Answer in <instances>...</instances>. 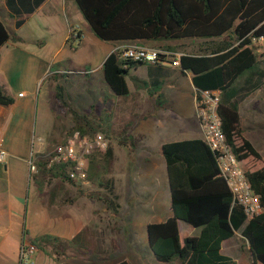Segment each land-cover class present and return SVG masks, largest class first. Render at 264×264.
I'll use <instances>...</instances> for the list:
<instances>
[{"label":"trees","instance_id":"1","mask_svg":"<svg viewBox=\"0 0 264 264\" xmlns=\"http://www.w3.org/2000/svg\"><path fill=\"white\" fill-rule=\"evenodd\" d=\"M45 1L5 0L17 29L25 23L23 16L33 14ZM74 2L92 32L104 42L187 39L212 42L196 55L181 56L180 66L183 71L194 74L193 84L197 89L221 91L218 114L226 142L243 163L263 211L247 222L244 208L234 203L233 194L221 176L218 154L203 139L166 142L161 146V153L166 163L172 215L163 222L147 225L148 245L154 258L160 263L237 264L234 259L222 254V244L241 231L248 247L247 251H243L244 256H248L245 264H264V160L244 135L237 104L229 103L238 95L236 85L242 77L248 75L246 81L253 90L259 88L254 80L264 79V69L259 66L260 55L253 48L256 39H264V0ZM10 39L8 27L0 19V48ZM144 64L146 63L131 62L125 67L120 61V52L114 50L103 64L104 81L115 96L128 97L131 94L128 84L130 70ZM153 65H160V61ZM150 86L156 92L160 89L161 82ZM57 88L58 100L73 118L74 126L68 134L80 131L82 135L92 136L102 132L109 139V148L105 153L97 152L90 157L88 179L91 184H97L106 190L105 196L98 198L104 202L109 212L118 215V196L114 182L104 177L101 170L105 169L107 173L114 161L113 140L130 138L131 122L120 123L118 129L109 124L103 129L101 125L90 121L89 114L78 112L63 99V86L58 85ZM160 98L162 94L159 95V102ZM14 103L15 99L0 87V105L12 106ZM40 160H43V155L39 156L37 166L45 175L69 180L62 167L48 169ZM250 160L260 163L259 167L246 169ZM180 222L199 230V235L192 237L181 233ZM82 235L83 231L68 242L43 236L38 242L52 243L51 246L57 250L65 244H83ZM113 243L117 249V241L114 240ZM32 244L37 247L35 242ZM119 264L129 262L125 260Z\"/></svg>","mask_w":264,"mask_h":264},{"label":"crops","instance_id":"2","mask_svg":"<svg viewBox=\"0 0 264 264\" xmlns=\"http://www.w3.org/2000/svg\"><path fill=\"white\" fill-rule=\"evenodd\" d=\"M23 18L25 19L24 25L17 29L15 19L10 17L5 0H0V19L6 23L7 27V21H10L12 25L10 28L8 27L11 39L0 48V87L6 94L15 99V103L12 106L0 105V153L5 154V161H0V264H22L21 248L24 241L29 243L35 242L37 244L38 249L35 254V264H60L67 262V255L77 251L83 256H90L92 253L96 255V252L100 256V262L119 264L125 260L113 261L112 258L118 253L122 254L123 250L121 246L118 245L116 249L115 245L111 244L108 247V241H104L101 236L92 237L90 243L86 241L83 244H65L62 249L58 248L57 250L51 246L52 243L38 242L43 236H52L68 242L73 240L92 221L94 223L97 222L96 227L101 226L99 220L95 217V209L92 208V210L90 208L91 203H84L86 205V210L84 209L87 212L86 214L74 215V210L71 206H64L61 197L53 198L51 197L52 193L49 191L48 193H44V185L48 186V182L42 180V178L50 175H45L42 170L38 169L37 174L32 178L30 162L51 151L54 148V146H50L51 141L54 143L63 138V128L60 129L58 126L60 125L59 118L67 119L69 117V121L73 119L67 110L61 111L57 109V113L52 114V106L49 105L52 96L50 97L49 93L43 95V103H40L41 89L50 78L55 77L56 80L58 79V85L65 87V91L67 90L64 100L75 110L85 114V109L88 110L91 106L89 94L91 95L95 90L94 86L90 85V83H85L84 79H93L98 74L96 78L108 86L104 81L102 69L105 60L117 47L126 43H133L145 47L162 49L170 53L171 56L163 57L160 65L151 66L144 64L143 66L132 68L129 73L130 77L128 76V84L131 91L129 96L132 98L136 95L144 97L140 85L135 82L138 78L146 82L149 78H152L149 80L150 85H152L160 81L161 78L159 77L166 75L168 80H165V83H163L165 85L179 84L177 79L179 76L185 80L188 88L194 94L193 101L195 105V91L197 88L193 84L194 74L190 71H183L181 66L176 63H180V58L183 55H196L198 54L197 52L204 51L205 47H202V45H199L201 46L199 51H192V49L186 48L189 44L201 43L208 40H176L175 44L169 41L144 40L101 43L95 39L96 36L93 33L90 38L97 49L90 53L88 62H82L78 57L79 52L86 47L89 48L90 44L86 43L85 38L79 43L73 40L68 42L69 25L80 26L81 31L84 33L81 21L86 22L74 0H46L33 14L24 15ZM27 28L29 29V33L25 32ZM43 31L46 34H43ZM54 35H58L57 38L61 39L62 45L60 46L59 44L60 47L54 46V42L56 41ZM119 43L122 44L119 45ZM77 45L78 48L74 49L73 46ZM67 60L71 61L70 65H72V68L66 69L62 66L56 70L53 69L54 66ZM149 72L151 73L150 75ZM246 76L242 78H247ZM259 80H254V84H259V88L256 90L251 89V85L247 83L246 79V87L240 90H245L246 94H253L261 88ZM60 82L61 84H59ZM237 85L236 89H238ZM161 87H163L162 84ZM240 90L238 91V95ZM147 93L152 101L156 103L159 102V95L162 94V97L165 98L162 91H152V93L151 91H147ZM233 100L229 103L232 104ZM59 103V100L55 101V108L64 109L63 104ZM239 112L241 114L240 108ZM41 113L43 114L39 116ZM40 117L41 120H39ZM53 118L58 119V121L54 120L53 124H57V128H43V125H49V122H53ZM194 121L197 125L198 135L200 136L184 140L202 139L196 107H194ZM244 135L261 154L262 151L259 150L253 138L245 134V130ZM37 140H39L38 143L36 142ZM164 165L166 167L165 160ZM58 181L59 183H57L61 184L60 188L64 187L65 191L73 190V182L70 180H59L58 178ZM138 196H135V199H133L135 203L134 210L139 208L143 203L138 201ZM89 218L91 220H88ZM118 218L119 215L114 216L115 223L112 227L117 226V223L120 222ZM163 221L165 220H159L158 222ZM158 222L147 223L146 231L148 224ZM181 223L185 222H180L181 233L188 232L190 229L182 230ZM126 224L127 233L133 234L131 222ZM239 232L241 234V231H238L234 237ZM199 233L200 231L198 230V233L192 237L198 236ZM187 235L190 234L188 233ZM113 238L111 237V242ZM231 239L223 242L222 254ZM134 245L135 243L133 242L129 244L130 253L134 250ZM135 257V255L130 257L133 262ZM130 258L126 260L129 264H131Z\"/></svg>","mask_w":264,"mask_h":264},{"label":"rangeland","instance_id":"3","mask_svg":"<svg viewBox=\"0 0 264 264\" xmlns=\"http://www.w3.org/2000/svg\"><path fill=\"white\" fill-rule=\"evenodd\" d=\"M81 22L83 23L86 43H89L90 47H86L79 52L80 54L78 57L82 62H88L90 53L95 51L97 47L90 38L93 32L89 25L83 20ZM7 24L9 28L12 26L10 21H7ZM25 32L29 33V29H25ZM43 34H46V32L43 31ZM57 36L58 35H54L56 40L54 42L55 47L59 46V44L60 46L62 45L61 39H58ZM95 39L104 43V41L96 37ZM187 40L202 41L204 39ZM175 41L176 40H170L169 42L175 44ZM121 44L122 43H119V45ZM210 44H212V42L208 40L201 43H191L186 48L197 52L201 49L199 45L206 47ZM253 48L256 53L260 55V68L264 69V45L254 42ZM74 49H77L76 46ZM70 52L73 53L72 51ZM70 64L71 61L67 60L64 63L54 66L53 69L56 70L62 66L66 69H70L72 68ZM148 65L152 66L153 64ZM96 77H98V74L95 75L93 79H84V82L87 84L90 83V85L94 86L95 90L94 93L91 95L89 94L91 98L90 108L84 111L86 114L89 113L90 121L101 125L103 129H106L108 124L114 125V127L118 129L120 123L126 121L131 122L129 128L130 138L113 140L114 161L107 173L105 169L101 170L102 173L104 172V177L114 182L115 193H117L118 196L116 202L119 205L118 219H120V222L117 223V226L112 227L115 223L114 216L116 215L109 212L104 202L98 198L100 196L104 197L106 190L97 184L82 186L77 183H72L73 190L65 191L64 187H59L61 184H58V178L43 175L45 178L41 176L42 180L48 182V186L44 185L43 191L44 193H48V191L52 193L51 197L53 198L61 197L64 206H71L74 210V215L86 214L87 212L84 211V209L86 210V205L84 203H91L90 208L95 209V217H97L101 226L96 227L97 222H90L89 225L83 229L81 240L84 243H86V241L90 243L92 237L101 236L104 241H108V247L114 244V240L117 241L123 251L122 254H116L112 258L113 261L128 260L132 255H135L134 262L131 258V260H129L131 264H166L158 262L149 249L146 224L158 222L159 220H166L172 215L167 171L160 146L162 143L200 136L198 135L197 125L194 121V94L188 88L185 80L179 76L177 78L179 84L163 85L165 80H168V77L165 75L164 77H159L161 78L160 81L163 87L159 89L160 91H156H162L165 95V98L162 97L160 102L156 103L148 96L147 91L154 92L156 90L150 86L149 80L151 78H149L147 82L138 77V79L135 80V82L140 85L144 97H141V95L140 97L136 95L133 98L131 96L117 97L103 81L98 80ZM245 79L246 78H242L238 82L237 88L239 90L246 87ZM259 83L261 84V88L253 94H246L245 90H240L239 95L232 103L236 102L238 104L241 110L245 134L253 138L259 150L262 151L263 154L261 153V155L264 160V79H260ZM59 84H61V82ZM57 87L58 79L56 80L55 77H52L44 84L40 94V103H43L42 99L44 94L49 93V96H52L51 102L49 103V105L52 106V114L57 113V109L61 111L66 110L65 108H55L54 103L58 101L59 97V90ZM133 89L135 90V88ZM66 91H64L62 95L63 99L66 98ZM59 104H61V102ZM42 114L43 113L39 116ZM39 120H41V117ZM54 120L58 121V119L53 118V122H49V125H43V128H57V124L53 125ZM59 121L60 125L58 126L60 129L63 128L64 134L62 133V135L64 139H59L54 143L51 141L50 146L52 147L64 141L67 136L66 134L71 131L74 126L73 120L69 121V117L67 119H62V117H60ZM36 142L38 143L39 140ZM40 162L43 163L44 161L40 160ZM102 165L104 166V164ZM259 165L260 163L250 160L246 169H249L248 167H254L253 169H256ZM36 174L37 173L32 174V178H34ZM135 196H138V201L143 203L139 208L134 210L135 203L133 199H135ZM132 210L133 212H131ZM88 220L91 219L89 218ZM130 222L134 232L133 234H129L126 231V223ZM181 228L184 231L190 229L186 232L190 234L189 236H194V234L198 233V230L191 229L185 223H181ZM111 237H114L112 242L110 241ZM132 242L135 243V245L133 246L134 250L130 253V248L128 247ZM228 245L224 248V255L236 260L237 264H245V262H248V256H244L243 252L247 251V242L241 236L240 232L236 237L230 240ZM59 248L62 249L63 247ZM95 254L96 255L92 253L90 256H83L80 255L78 251L72 252L67 255L68 259L66 261L75 264H108V262H100V256H98L96 252Z\"/></svg>","mask_w":264,"mask_h":264},{"label":"built area","instance_id":"4","mask_svg":"<svg viewBox=\"0 0 264 264\" xmlns=\"http://www.w3.org/2000/svg\"><path fill=\"white\" fill-rule=\"evenodd\" d=\"M69 39L79 43L85 38L78 25H69ZM254 42L264 45V39ZM120 52V61L125 67L131 62L155 64L163 57H170V53L159 48L145 47L138 44L126 43L115 49ZM180 65V63H176ZM221 100L219 90L195 91V107L197 119L202 131V139L212 151L218 154V166L221 176L226 180L233 194L234 203L244 208L247 222L261 214L263 207L260 199L254 194L251 182L246 174L243 163L237 158L231 147L226 142L222 130V121L218 114ZM109 148V139L97 132L92 136L82 135L80 131L67 134L65 140L43 155L46 168L62 167L72 182L82 186H90L88 179L89 159L94 153H105ZM0 161H5V154L0 153ZM39 158L30 162L31 174L38 172ZM37 247L29 242H23L21 248V263L35 264Z\"/></svg>","mask_w":264,"mask_h":264},{"label":"water","instance_id":"5","mask_svg":"<svg viewBox=\"0 0 264 264\" xmlns=\"http://www.w3.org/2000/svg\"><path fill=\"white\" fill-rule=\"evenodd\" d=\"M251 257H252V262H253V254H252V252H251Z\"/></svg>","mask_w":264,"mask_h":264}]
</instances>
